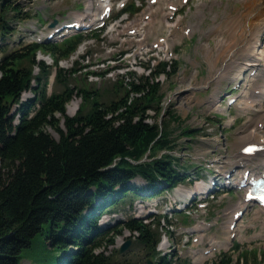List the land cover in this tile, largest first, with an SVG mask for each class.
I'll list each match as a JSON object with an SVG mask.
<instances>
[{"label":"trees","instance_id":"obj_1","mask_svg":"<svg viewBox=\"0 0 264 264\" xmlns=\"http://www.w3.org/2000/svg\"><path fill=\"white\" fill-rule=\"evenodd\" d=\"M28 15L17 0H0V264H20L22 250L31 246L45 224L52 245L61 248L57 264H139L106 254L124 229L138 232L153 264H177L157 249L161 234L152 223L133 216L104 227L101 220L118 212L119 205L133 207L138 200L154 199L202 177L199 171L190 175L181 167L173 154L176 131L166 119L160 121L166 114L165 94L157 79L177 73L178 62H161L149 75L130 73L126 87L118 82L120 96L106 102L100 89L70 84L72 76L91 64L78 66L75 61L71 69L59 65L76 53L83 37L63 47L33 41L10 51L2 45L14 33L13 21ZM39 52L50 54L53 64L38 60ZM54 69L53 84L63 89L48 93ZM27 91L32 96L23 98ZM76 95L82 102L70 116L67 104ZM167 113L178 123L180 134L194 135L190 128L180 127L178 114ZM137 178L144 185H137ZM204 264H234V259L225 254Z\"/></svg>","mask_w":264,"mask_h":264},{"label":"rangeland","instance_id":"obj_2","mask_svg":"<svg viewBox=\"0 0 264 264\" xmlns=\"http://www.w3.org/2000/svg\"><path fill=\"white\" fill-rule=\"evenodd\" d=\"M173 1L157 0L151 3L150 0H111L113 15L122 9L130 8L122 10L124 13L121 16L114 18L111 23L110 19L104 26L80 29L63 39L55 38L46 41V35L52 29L49 24L55 19L58 23L66 24L67 21L74 20L78 16L77 13L83 15L87 0H17L22 11L29 15L13 21L14 33L8 35V40L2 45L8 46L11 51L40 38L45 45L50 46L52 43L63 47L70 41L83 37L76 53L60 63L65 69L74 67L75 61L79 62L78 66L91 64L87 69L78 72L75 75L77 78L72 76L70 84L77 87L88 85L100 89L104 95V101L109 102L113 97L117 98L122 93L118 94L121 91L118 86L119 81H122L124 88L132 77L130 73L139 77L150 72L140 63H136L139 60L135 61L128 56L121 57L124 52L123 46L137 48L141 42L124 38L118 32L124 29L125 25L128 27L141 17H146L148 23L156 20L154 27L157 30L149 23L153 33L150 34L148 40L153 43L160 38L165 39L166 41L161 44L167 43L171 47L174 54L173 61L178 62L177 73L163 74L159 77L162 92L165 94L163 109L166 113L160 121L163 122V119H166L169 121L170 129L176 131L172 135L177 142V148L173 154L180 158L181 167H185L190 175H195L196 171H199L204 183H209V177L215 167H220L223 172L230 170L231 165H227V162L230 163L231 159L235 160L237 154L241 153L245 146L239 140L243 131L258 123L262 134L260 135L264 136V116L261 119L258 115L264 107L257 102L249 111L241 108V102H244L241 93L247 86L245 80L248 81L250 78L248 70L238 81L233 79L234 74L220 81L213 76L215 68L222 67L224 61L228 60L225 53L217 55L214 49L218 39L228 34L225 32L222 34L219 31L215 33L213 27L219 25L220 21L223 22L224 17L241 13L244 10V4L242 0H219V2L188 0L180 5V0H177L178 10L172 16L170 13L173 11ZM202 2L205 5H202ZM122 3L124 4L121 5ZM148 10L151 11L150 14ZM199 10L202 12L198 13ZM11 14L13 15L14 12ZM179 18L182 20V26L186 27L189 32L188 34L181 32L180 26L175 30V27L172 28L165 24L169 20L168 22L174 25ZM159 20H162L161 25L163 26L159 25L157 22ZM107 24L109 26L106 31ZM157 26L160 28L158 29ZM188 26L194 28L189 31ZM175 31H178L177 35ZM207 45L211 47V54L207 52ZM261 45L264 46V37ZM40 57L41 53H38L37 58ZM118 65L121 66L120 69L110 71L97 81H94L93 76L91 77L93 74L87 73L91 70L103 72ZM167 71L172 72V67L168 66ZM38 72L39 69L36 68L35 73ZM258 81L263 82L262 79ZM53 83L54 80L48 85V93L62 91V85ZM241 86L242 88H239ZM214 94L219 99L217 103L211 104L210 98ZM230 94L236 97V100L228 104L226 98ZM30 96H32L30 91L24 94V98ZM254 98V95L249 97V104ZM73 101L78 102L80 107L82 99L76 95L67 104L66 112L70 116L77 113L73 115L68 113ZM170 110L179 115L180 127L190 128L194 133L193 136L186 137L180 134L178 123L169 119L167 112ZM49 131L59 139L57 132L51 128ZM259 159H264V156H260ZM237 172L236 170L234 174ZM135 182L139 186L145 183L140 178H137ZM195 184L192 181L183 182V185L178 186L171 193H165L156 200L146 203L136 202L133 207L119 205L118 212L106 219L103 218L104 222L115 219L110 224L106 223V225H111L134 216L152 223V227L161 234L157 249L161 255H170L175 258L177 264H204L219 260L225 254L234 259V264H264V214L262 213L264 208L254 200H246V197H243L246 188L242 186L230 190L215 189L207 195L201 194L200 199L190 202L186 194L187 191L195 188ZM180 189L183 194L177 192ZM242 201H245L247 205L246 210L232 223V214L235 215L234 209ZM259 210L262 212L258 217L256 212ZM232 225H234L232 229L229 228ZM48 229L49 225L45 224L44 231L33 238L31 246L22 250L20 264H57L56 259L61 254V248L52 245L51 232ZM138 235L137 232L131 233L128 229H124L122 235L116 237L115 243L107 246L106 254L111 255L114 260L126 259L139 264H145L146 260L153 261L146 257L145 248L139 243ZM226 238H230L231 241ZM129 239L132 240L130 246L125 252L120 253V248ZM214 241L220 243V246L210 248L209 246H212Z\"/></svg>","mask_w":264,"mask_h":264},{"label":"bare ground","instance_id":"obj_3","mask_svg":"<svg viewBox=\"0 0 264 264\" xmlns=\"http://www.w3.org/2000/svg\"><path fill=\"white\" fill-rule=\"evenodd\" d=\"M242 1L244 4V10L241 13H238L237 15L234 16H226L224 17L223 22L220 21L219 25L213 27L214 32L219 31L222 32V34L224 32L228 34L227 36L222 35L221 38L218 39V41L215 43L214 49L217 55L225 53V57L226 58L228 57L227 61H229L227 62L224 59L225 61L222 64V67H216L213 76L215 77L216 80L220 81L221 79L228 78L229 76L234 74L235 76L233 77V79L235 81H238L240 77L244 74V72L248 70L247 72L250 78L248 81L245 80L247 86L245 89L242 90L241 93L242 98L244 100V102H241V108L245 111L246 110L249 111V109L255 106L257 102H259L260 106L264 107V46L261 45L262 38L264 37V0H242ZM179 2H180L179 4L182 5L184 3V0H180ZM214 2H219V0H214ZM172 4H173V8H172L173 11L172 13H170V15L172 14V16H174L176 14L175 11L178 10L177 0H174ZM202 5H205V3L202 2ZM95 8L97 11L96 14H92ZM111 8H112L111 3L109 1L87 0L86 10L84 14L90 17L89 24L95 25L97 24L96 19L99 17L101 18L102 14L104 15ZM199 12H202V10H199L198 13ZM80 14L81 13H77L76 15L80 16ZM78 16H76L75 18H77ZM93 17H95L96 19L95 18L91 19ZM162 20L157 21L160 26H163L161 25L163 23ZM71 21H67L66 24H70ZM151 21L149 23L152 24L154 27L155 25L154 22L156 20L152 21L153 23ZM168 21L167 22L165 21L166 22L165 24L167 26L172 28L175 27V30L177 29L176 27L180 26L181 32L183 31L184 33L187 34L189 33L186 27L182 26L183 23L180 18L176 22H174L175 23L174 25H171V23ZM77 22L79 21L77 20ZM149 23L146 22L147 25H150ZM68 28H70V26ZM126 28L131 29L133 27L128 26ZM193 28H194L193 26H190L188 30L191 31ZM67 31H70V29ZM177 32L175 31L176 35ZM175 40H177L176 36H175ZM206 47H207V52L211 54L212 51L210 49L211 47L209 45H207ZM93 79L99 80V77H93ZM259 79H262L263 82L260 83L258 81ZM252 95H254L255 98L249 104L248 99ZM218 99L219 97L216 94L212 95L210 98L211 104L217 103ZM78 108H79V103L73 101L69 106L68 113L73 115L78 111ZM258 115L259 118L261 116L262 119V117L264 116V108L261 109ZM259 123L261 122L259 121ZM259 125L260 124L255 123L254 126L250 127L246 131H243L239 138L240 143H244L245 146L252 145L253 143L257 145V148L260 151L250 156H258V155L262 156L264 153V136H261L262 134L260 133ZM237 156L241 157L239 161H243V160L248 161L247 158L240 156V154H237ZM237 162L238 161L232 162V164H237ZM250 163L252 166L251 167L246 166L245 169L241 168L242 170L238 175L241 177L249 176V178L252 180L264 178V172L257 170V168H262V167L264 169V159H259V160L254 159L250 161ZM235 181L241 182L240 178L238 177L236 178ZM249 188L248 187L246 188L248 194L247 193L244 194L243 197L248 195L250 196L251 191L249 190ZM199 189L202 192H205L208 189L207 183L204 182L200 183ZM246 206L247 205L245 204V201L244 202L242 201L239 203L238 207L234 209L235 215L232 214V219H233V220L231 219L232 223L235 221L234 219L239 217L246 210ZM261 212L262 211L260 210L256 212L258 217L261 215ZM262 213L264 214V211ZM229 228H231V226H229ZM229 234L231 235V233ZM228 239L230 240V238ZM218 246H220V243L214 241L212 246L209 247L216 248Z\"/></svg>","mask_w":264,"mask_h":264},{"label":"water","instance_id":"obj_4","mask_svg":"<svg viewBox=\"0 0 264 264\" xmlns=\"http://www.w3.org/2000/svg\"><path fill=\"white\" fill-rule=\"evenodd\" d=\"M57 23H58V21L55 19L52 23H50V27H54ZM41 59H42V60H47V61H49V62H52V61H53V59H52L49 55H46V56H44V57L42 56ZM131 242H132L131 239L127 240V241L122 245V247L120 248V253L125 252V251L128 249V247L130 246ZM151 263H152V262H151L150 260H148V264H151Z\"/></svg>","mask_w":264,"mask_h":264}]
</instances>
